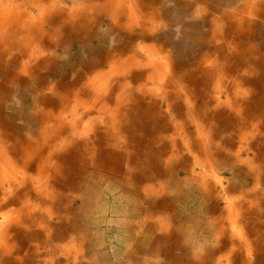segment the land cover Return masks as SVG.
I'll return each instance as SVG.
<instances>
[{"label": "rangeland", "instance_id": "rangeland-1", "mask_svg": "<svg viewBox=\"0 0 264 264\" xmlns=\"http://www.w3.org/2000/svg\"><path fill=\"white\" fill-rule=\"evenodd\" d=\"M20 1L22 0H16L15 2L18 3ZM147 1L148 0H126L128 4H137L139 7V9H137L139 11L138 17H144L146 22V28L144 23L139 26L143 31L144 29L151 28L152 34L150 33L147 35H153L152 38L146 36V33L140 34L137 39H139L141 43L136 46L137 44L135 45L134 40L129 37L125 30L121 31L120 28H114V26H112V24L118 23L119 19H117L115 15L112 16L111 13L107 11L102 15L100 21L92 25L90 31L92 34L91 40L88 39L83 42L77 39H65L62 45L54 48L57 51L58 60L56 71L60 75L57 77V80L67 81L69 78L73 79L76 77V72L82 68L84 60H91L95 57H93V55H97L96 52L100 50L108 51L118 47L123 50V56L126 58L133 49H139L140 46L146 47L152 45L157 49L161 46L164 49V54L170 57V67L163 71L165 76L162 82L166 81L164 83L159 82L160 87L166 88L169 92L168 95L174 97L176 94L175 91L181 85L179 83L182 82V79H180L182 71H186L187 75L192 72L196 75L201 68L211 65L218 56H221V59L223 58L219 50H216L219 45L222 44V40L219 39L220 33L224 37H227L224 34L228 35L227 41L231 43L229 46L224 45L225 47H223L225 50L224 52L229 54L230 58L228 60H221V63L219 62V67L222 65L227 66L229 63L231 64L236 61L238 57L236 49L242 46L245 39L243 35L245 34L255 36L254 43L248 44L253 47L258 46L264 51V12L254 18L257 23L248 29L245 28V26L238 27L236 20H234V18L238 19L241 15L246 16L245 11H242V14L238 17L231 16L235 11L247 8L246 3L248 0H230L231 3H226L224 5L222 3L220 4V2H224L225 0H217L219 4L218 8H216V4L213 0H200L199 3L198 0H185L175 7L174 13H171L170 5H168V9H166L160 0H152L153 4ZM187 1H190V4H187ZM7 2L9 3V0H0V13L3 11L5 5L8 4ZM195 2H197V4ZM205 2H210L211 9H208V7L204 9L203 5H206ZM66 3L69 5V7L66 6L68 9L76 5L75 8H77L78 11H84L82 6H78V2L67 0ZM114 6L112 8H114ZM38 13L39 12H35L37 17L35 16L34 18H38ZM203 14L207 15L208 26L203 28L206 33L200 31L197 33L194 29H190V27L186 25L178 26L183 22L184 16L185 21L195 22L196 20L192 16ZM233 22L234 27H232ZM138 28L139 27L135 28V31L138 30ZM235 28H239V30L235 31ZM143 31L141 32L143 33ZM9 37L10 36H8L7 39H9ZM15 37H17V35ZM245 49L248 50L247 47H245ZM19 57L20 60L17 59ZM21 60V56L9 57L7 62L4 63L3 74L12 72ZM117 60H121V57L117 56L112 60L110 59L108 62L105 61L102 67L95 71L109 73L107 76L109 79L106 85L108 93H105V97L111 107L116 105L117 94L120 92L119 88L116 86V82L119 81V78L122 79L124 76H118L117 74H115V76L118 77L111 76V71L109 69ZM151 69L152 68L148 66V68L144 70H141L140 67L124 70L127 81H129L134 89V92L131 91L124 95L126 99L128 97L132 98L133 96H143V86L145 82L147 83L146 73L150 72ZM116 70L121 69L116 68ZM95 72H92L90 76H93ZM141 72H145V74L142 75ZM3 74L2 77H0V126L3 127V129L0 130V221L3 220L4 214H10L13 218L11 219V225H9L8 231H5L6 229L2 228L3 225H0V240L4 241L6 239L9 245V250L6 254L0 253V264H119L123 261L124 250L125 247H127L125 246L126 244L123 243H127V241L126 239H122L124 234H122V228L119 226V222L123 217H121V219L117 218L119 217L117 216L119 210L117 209V203L119 202L122 205L125 202L124 200L118 201L116 198L118 194H124L120 186L117 185L119 183H124L125 180H132L131 182H138L137 184L139 187V185L142 186L141 181L146 180L148 176L137 171L133 178L127 179L126 171L128 168L125 164L123 162L118 163V168L112 171L109 168L115 163H110V160H108L107 163L104 164V167L98 170V176L93 175L95 173L94 169L84 173V178L82 179H80L78 172L76 174L70 172L68 179L75 182V185L64 191L62 187L65 179L58 177L56 173L55 164L59 162L56 160V156L50 155V151L48 152L47 148H45L44 151L39 150L42 139L39 133L42 127H39V118H36L37 115L35 112L42 108L38 107L36 98L37 92L34 91L31 86L24 87L16 85L12 87L13 91L8 93V89L5 88L4 83L10 86L11 81ZM171 81L177 82V85H179L175 86L169 84L168 86L167 84ZM200 82L203 84L198 83L199 88L197 87V90L204 86L205 93L201 101H199L200 104L199 102L196 104V110L199 111L197 117L199 118L198 121L209 124V120L212 117L208 119L207 116H212L211 113L215 112V108L213 107L214 104L208 93L209 90L206 85L208 81L203 79ZM156 83L157 82H155V85L150 83V85L152 84L151 86H155L157 89L159 84ZM209 84L212 86L214 82ZM192 87L195 88L194 85H192ZM216 93L219 94L220 92ZM161 94L160 91H157L155 94L157 97L153 96L150 99L156 101V104H153V106H159L167 115L168 113L175 114L169 121V125L173 129L174 121H184L185 116L184 112H174V109L170 107H173L177 102L181 104L182 100L172 101L165 99L162 101ZM220 95L223 100L227 99L226 93ZM147 99L149 100L148 97ZM92 114L96 113L93 112ZM256 114L257 118L264 122L261 111ZM248 119L253 121L254 116L250 115ZM213 120L215 119L213 118ZM147 125L148 130L154 129L153 126L151 127L148 123ZM185 129L180 131V133H176L175 130L167 131V133L157 134L156 137L164 139V143L167 142L166 146L168 147V153L165 154L166 156H170L172 152L178 154V157L174 159L176 160L174 169L180 173L179 175L181 177L192 173L193 175L196 174V176H203L198 181L202 185L207 179L210 184L213 185L211 189L215 192H210L212 195L210 203L219 206L217 216L219 218L220 215V218L217 221H215V218H211V224L209 226L207 225L205 228L204 241L207 243L204 248V260L201 259L200 255L198 257H192L193 259L188 257V260L185 259L183 264H243L249 259L254 261L256 257L259 258L258 249L260 245H257V240L260 241L261 237L256 240L248 230V221L245 218V213L254 211L253 214H255L257 211L264 209V194L259 193L260 196L257 197H260L262 200L261 205L263 207L251 204L254 200L252 198L254 194L252 193V197L249 194L247 200L244 202V196L242 197L238 194L237 197H235L236 195L231 196L230 182L234 180L238 181L240 186L238 192L239 190H247L249 193H255L256 191L264 193V191H262L264 190V159L257 157L251 160L247 156L248 152L251 156H253L254 153L256 155L255 149L258 147V142L253 143V146H255L253 149L254 151H252V149H244L241 154L242 162H240L238 159L236 160L232 153L236 152V149L243 148V146L246 145L244 142L238 141L236 145H232L231 150L230 147H228L230 145L224 146L219 143L217 131L216 137H214L212 131L205 125L201 129L203 131L202 133H204L203 145L201 139H198V132L195 124H191L190 127ZM105 130V128H102L103 132ZM231 133L232 132L225 134ZM150 134L154 136V133L145 134L144 140L140 142V145H137V147L141 148L140 152L142 154L147 152L146 145L150 143ZM171 134H173L172 138H174L175 141L173 145L171 144ZM253 134V140H261L264 136V133L258 129H253ZM231 135L234 136L233 134ZM26 136H32L29 145L26 144ZM234 139L238 140L235 136ZM58 140H61V137L58 138ZM199 145H201V149L198 147ZM215 147L216 157L212 156L209 159L210 161L208 160L209 164H214V168H204V162L207 156L203 150ZM55 149L59 151L58 148ZM33 150H36V152ZM38 150L41 152H38ZM64 151L65 155L72 153L68 145L65 146ZM111 152L120 154L119 150H112ZM2 156H4V159ZM223 157H229L230 161H223ZM214 158H216V162ZM221 160L224 165H219L221 164ZM158 162L160 161L156 160L155 165ZM80 163L81 162L77 161L75 168L79 167ZM5 164H7L6 169L8 172L11 171L13 167H16L15 165H17L18 168L23 166L25 169L22 172L15 169V173L13 174L19 176L9 182L8 180L5 181L1 179V177L3 178L1 168L4 167ZM162 167L164 171L168 170L164 163H162ZM204 176H207V178ZM54 177H56V179ZM95 177L97 178L95 179ZM262 178L263 180H261ZM86 179H90V182L84 186ZM92 179L95 181H92ZM183 185L184 183L175 185L171 189L181 193L180 188ZM132 192L133 190L128 193ZM133 193H135V190ZM195 193L197 192L188 195V197H190L187 200L188 202H194L197 197ZM167 196L170 197L172 194L169 192ZM239 196H241V198ZM238 197L242 200L243 206H236L237 204L232 203V201L237 200ZM240 199H238L237 202H239ZM260 199L257 201L259 202ZM232 212H240V214L245 212L242 217H239L238 224L236 225L232 224V220L230 221L229 219V215ZM207 220L209 219L206 218V221ZM229 223L231 225H229ZM235 223L237 222L235 221ZM253 223L258 224L259 227L264 229V220H256ZM6 224L8 225L9 223ZM225 227H230L233 232L236 231L237 238H234V236H232L233 239L231 236L221 238V236L223 237ZM245 229L252 237L244 235L243 230ZM240 233H242L243 236L240 235ZM251 244L254 245L252 249H250V247H252ZM219 247L223 250L224 248H228L227 251L221 255V259L217 260L216 251ZM247 248L255 251L254 255L249 256ZM234 251H236V254H234ZM231 252L233 253V257L230 261L227 257ZM142 262L143 261L140 262V259L134 255L129 264H142Z\"/></svg>", "mask_w": 264, "mask_h": 264}, {"label": "bare ground", "instance_id": "bare-ground-1", "mask_svg": "<svg viewBox=\"0 0 264 264\" xmlns=\"http://www.w3.org/2000/svg\"><path fill=\"white\" fill-rule=\"evenodd\" d=\"M15 1L16 0H9V3L7 2L8 4L5 5L3 11L0 13V77H2L5 66L4 63L7 62L8 58L21 56L22 60L18 66L15 67L12 72L3 74L11 81L10 86L5 83L4 85L5 88L8 89V93H11V91H13L12 87L16 85L24 87L31 86L33 90L37 92L36 98L38 107L42 108L35 112L37 115L36 118H39V127H42L39 133V135L42 136L39 150L44 151V149L47 148L48 152L50 151V155L56 156V160L59 161L55 164L56 173L58 177L65 179L62 187L64 191L75 185V182L68 179L70 172L73 174L78 172L80 179H82L84 178V173L94 169L95 173L93 175L98 176V170L104 167V164L107 163L108 160H110V163H115L109 168L112 171L118 168V163L123 162L128 168L126 171L127 178H133L137 171L145 173L148 177H154L155 174H157L154 169L156 160L165 162L168 165V170H174V165L176 163L174 159L178 157V154L172 152L170 156H166L165 154L168 153V147L166 146L167 142L164 143V139L156 136L157 134L167 133V131L172 130H175L176 133H180V131L190 127L191 124L196 125L198 139H201L203 145L204 133H202L203 131L201 129L207 125L214 137H216L217 131L219 143L224 146L230 145L228 147H230L231 150L232 145H236L238 141L246 144L243 148L236 149V152L232 151L234 152L232 154L235 156L236 160L238 159V161L242 162L241 154L244 149H252V151H254L253 149L255 146H253V143L256 142H258V147L255 149L256 155L253 152L254 154L251 156L248 152L247 156L251 160L257 157L264 159V136L261 140H253V129H258L264 133V122L259 120L256 114L261 111V115L264 117V51L258 46L253 47L250 45L254 43L255 36H251V34L243 35L245 37L243 44L236 49V54H238L236 61L231 64L229 63L227 66L222 65L219 67L221 60H228L230 58V55L224 52L225 50L223 47H225L224 45L229 46L231 43L227 41L228 35L224 34L227 36L224 37L220 33L219 39L222 40V44H220L221 46L219 45L216 50H219L223 58L221 59V56H218L211 65L207 67L204 66L196 75L194 72L187 75L186 71H182L180 75L182 82L179 83L181 85L175 91L176 94L174 97L168 95L169 92L166 88L160 87L159 82H162L165 76L163 71L170 67V57L164 54V49L161 46H159V49L154 48L152 45L146 47L140 46L139 49H133L126 58L123 56V50L118 47L108 51L100 50L96 52L97 55H93V57H95L91 60H84L82 68L76 72V77L73 79L69 78L67 81H61L57 80V77L60 75L56 71L58 60L57 51L54 48L62 45L65 39H77L83 42L88 39L91 40L92 34L90 31L92 25L100 21L102 15L107 11H109L112 16L115 15V17L119 19L118 23H111L112 26H114V28H120L121 31L125 30L129 37L134 40L135 45L137 44L136 46L141 43L139 39H137L140 34L146 33V36L150 38L153 37V35H147L152 32V29L147 28L143 31L140 28L139 25L143 23L146 28L145 19L144 17H138L139 11L137 9H139V7L137 4H128L126 0H71L78 2V6L83 7L84 11L81 12L75 8L76 5L70 9L66 8V6L69 7L68 3H66L67 0H22L18 3ZM147 2L152 3L153 1L148 0ZM199 2L200 0H198V3ZM195 3L197 4V2ZM187 4H190V1H187ZM205 4L206 5H203L204 9L207 7L211 9L210 2H205ZM113 6L114 8H112ZM246 7L245 9L242 8L243 10L235 11L231 16L238 17L242 14V11H245L246 16L241 15L238 19L234 18V20H236L238 27L245 26V28L248 29L257 23L254 18L264 12V0H248ZM35 12H39L38 18H34L36 16ZM137 27L139 28L135 31ZM232 27H234V22ZM238 30L239 28H235V31ZM141 31H143V33ZM16 35L17 37H15ZM8 36H10L9 39H7ZM245 47H247L248 50L245 49ZM117 56L121 57V60H117L111 65L109 69L111 71V76H115V74L124 76L122 79L119 78V81L116 82V86L119 88L120 92L117 94L116 105L111 107L105 97V93H108L106 85L109 79L107 78L109 73L95 71L102 67L105 61L108 62L110 59L112 60ZM17 59L20 60V57ZM148 66L152 69L150 72L146 73L147 83L145 82L143 86V96H133L132 98L128 97L126 99L124 95L131 91L134 92V89L129 81H127L124 70L136 69L137 67L144 70L148 68ZM116 68L121 70H116ZM92 72L95 73L93 76H90ZM141 73L142 75L145 74V72ZM203 79L208 81V83H204L208 86V93L214 104L213 107L215 108V112L211 113L212 116H207L208 119L212 117L209 120V124L198 121L199 118L197 115L199 111L196 110V104L201 101L205 93L204 86L197 90L199 86L198 83L203 84L200 82ZM155 82L159 84L157 89L155 86H151L152 84L150 85V83L155 85ZM212 82H214V84L211 86L209 83ZM169 84L175 86L179 85H177V82L173 81L167 85L169 86ZM192 85H194L195 88H193ZM157 91L162 93V101L165 99L172 101L182 100L181 104L177 102L173 105L171 103L173 107L170 108H173L174 112H184L185 116L184 121H174L173 129L169 125V121L175 114L168 113V115H170L168 116L159 106H153V104H156V101L150 99L153 96L157 97L155 95ZM216 92L220 93L218 94ZM222 93H226L227 99H222L220 95ZM93 112L96 114H92ZM250 115L254 116L253 121L248 119ZM213 118L215 120H213ZM147 123L151 125V127L153 126L154 129L148 130ZM102 128L106 130L103 132ZM2 129L3 127L0 126V130ZM229 132H232L231 134L238 138V140H235L234 136L231 134H225ZM147 133H154V136L151 134L149 135L150 143L146 145L147 152L142 154L140 152L141 148L137 147V145L141 144L140 142L144 140L145 134ZM172 136L173 134H171V144L173 145L175 141ZM60 137L61 140H58ZM31 139L32 136H26L27 145H29ZM66 145H68L72 151L69 155H65L64 149ZM198 147L200 149L202 148L201 145ZM55 148H58L59 151H56ZM39 150L38 152H41ZM112 150H119L120 154L112 153ZM33 151L36 152V150ZM203 152L207 156L204 162V168H214V164H209L208 160L212 156L216 157V147L205 149ZM3 157L4 156H2V158ZM77 161L82 164L80 163L79 167L75 168ZM214 161L216 162V158H214ZM223 161L229 162L230 158L223 157ZM223 161L221 160V164L219 165H222ZM6 166L7 164L1 168V174H3V178L1 177V179L5 181L8 180L9 182L19 176L13 174L15 173V169L19 172L25 169L23 166L18 168V166L15 165L16 167H13L12 170L8 172ZM197 177L201 179L203 176ZM204 177L207 178V176ZM54 178L56 179V177ZM96 178L97 177H95V179ZM92 181L95 180L92 179ZM89 182L90 179H86L84 186ZM203 183L208 189L213 188V185L210 184L208 179ZM258 196H260L259 193L254 194L253 197L251 195L254 199L251 204L263 207L261 205L262 200L260 197L257 198ZM132 197H134V195ZM239 197L241 198V196ZM239 197L238 199H240ZM259 199L260 201L258 202L257 200ZM237 200H233L232 203L237 204L236 206H243L242 200L240 199L239 202H237ZM246 200L247 198L245 197L244 202ZM263 210L264 209L257 211L255 214H253L254 211L244 212L246 214L245 218L248 221V230L256 240L259 237L261 238L260 241L257 240V245H260L258 249L259 258L256 257L254 261L249 259L243 264H264V229L259 227L258 224L253 223L256 220H264ZM243 214H240V212H232L229 215V219L230 221L232 220V224L236 225L238 224L239 217H242ZM12 218V215L4 214L3 220L0 221V223H3L0 225H3L2 228L6 229L5 231H8ZM235 221L237 223H235ZM6 223L9 224L7 225ZM156 228L157 227H155V229ZM251 246L250 249H252L254 245L251 244ZM250 249L247 248L248 255H254L255 251ZM8 250L9 245L6 239L4 241L0 240V253L6 254ZM232 257L233 254L231 253L227 258L231 261Z\"/></svg>", "mask_w": 264, "mask_h": 264}, {"label": "crops", "instance_id": "crops-1", "mask_svg": "<svg viewBox=\"0 0 264 264\" xmlns=\"http://www.w3.org/2000/svg\"><path fill=\"white\" fill-rule=\"evenodd\" d=\"M160 1L166 9H168L167 6L170 5V11L171 13H174L175 7L185 0ZM213 2L216 4V8H218L219 4L217 0H213ZM221 3L224 5L226 3H231V1L225 0L224 2L221 1L220 4ZM184 17L182 20L183 22L178 26L186 25L187 27H190V29H194V31H196L197 33L199 31L202 33H206L205 30H203L204 27L208 26L206 14L192 16L193 18H195L196 23L192 21H185ZM162 163H164V165L168 168V165L165 162H158L154 168L157 174H155L154 177H148L146 180H142V186L139 185L140 188L138 187V182H131L132 180H125V182L122 184L117 183V186H120V189L124 191H122V193L125 194H118L116 198L118 201H125L122 205L119 202L117 203V209H119L117 212V216L120 217L117 218L121 219V217H123L119 222V226L122 228V234H124V236H122V239H126L127 241V243H123L126 244L125 246H127L124 250L125 252L123 261L121 260L123 263L120 262L119 264H129L134 255L135 257L139 256L138 258L140 259V262L143 261L142 264H182L185 259L188 260L189 256L191 257V259H193L192 257H198L199 255L201 256V259L204 260V248L207 243H205L204 241L206 231L205 228L207 225L209 226L211 224L210 218H215V220H218L220 218H218L217 216L219 206H216L214 203H210L212 199V195L210 192L215 191L211 188L208 189V187H206L204 183L203 185L200 184V182H198L199 179L196 174L193 175L191 173L190 175L188 174L184 175V177H181L179 175L180 173H178L176 169L164 171ZM261 180H263V178ZM183 183L184 185L180 188L181 193L171 189L175 185H181ZM230 186L231 196L236 195L235 197L241 195L242 197L244 196L247 198L251 193L264 194L263 192L259 191H256L255 193H249L247 190H239L238 192V188L240 186L237 180L230 182ZM131 190H133V192L135 190V193L133 194L132 192V195L131 193H128ZM195 191H197V194L195 193L197 196L196 199L194 200V202H188L187 200L190 198L188 197V195ZM169 192L172 194V196L167 197V194ZM133 195L134 197H132ZM206 218H208L209 220L206 221ZM229 225L231 224L229 223ZM155 227L157 228L155 229ZM243 232L245 236L249 237L251 235L246 231V229L243 230ZM241 234L242 233H240V235ZM226 236H234V238H237L236 231L233 232L230 227L225 228L223 237L221 236V238H224ZM166 242L169 244H167ZM227 248H224V250L220 247L217 248V260L221 259V255L227 251ZM234 254H236V251H234Z\"/></svg>", "mask_w": 264, "mask_h": 264}]
</instances>
